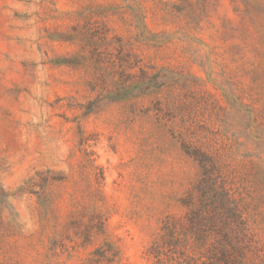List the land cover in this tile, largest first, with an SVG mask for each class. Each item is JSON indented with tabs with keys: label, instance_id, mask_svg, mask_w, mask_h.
I'll list each match as a JSON object with an SVG mask.
<instances>
[{
	"label": "rangeland",
	"instance_id": "1",
	"mask_svg": "<svg viewBox=\"0 0 264 264\" xmlns=\"http://www.w3.org/2000/svg\"><path fill=\"white\" fill-rule=\"evenodd\" d=\"M192 155L264 236V0H0V264H148Z\"/></svg>",
	"mask_w": 264,
	"mask_h": 264
},
{
	"label": "trees",
	"instance_id": "2",
	"mask_svg": "<svg viewBox=\"0 0 264 264\" xmlns=\"http://www.w3.org/2000/svg\"><path fill=\"white\" fill-rule=\"evenodd\" d=\"M192 158L200 176L180 201L184 212L162 220L146 250L147 263L264 264V236L249 219L233 177L208 156ZM112 262L108 251L98 249L85 264Z\"/></svg>",
	"mask_w": 264,
	"mask_h": 264
}]
</instances>
